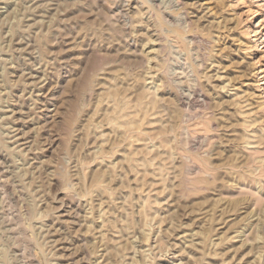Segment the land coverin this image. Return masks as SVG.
Instances as JSON below:
<instances>
[{"label": "rangeland", "instance_id": "374dc122", "mask_svg": "<svg viewBox=\"0 0 264 264\" xmlns=\"http://www.w3.org/2000/svg\"><path fill=\"white\" fill-rule=\"evenodd\" d=\"M32 2L0 0V264H264V0Z\"/></svg>", "mask_w": 264, "mask_h": 264}, {"label": "bare ground", "instance_id": "6f19581e", "mask_svg": "<svg viewBox=\"0 0 264 264\" xmlns=\"http://www.w3.org/2000/svg\"><path fill=\"white\" fill-rule=\"evenodd\" d=\"M40 1H41V0H33L32 3L34 4L33 6H35V7L33 8V10H39V9H40V8H39L40 5H41V4L39 3ZM38 3H39V4H38ZM31 5H32V4H31ZM33 10H32V11H33ZM33 12H36V11H33ZM34 14H35V13H34ZM34 14H33V15H34ZM31 19H32V17H31Z\"/></svg>", "mask_w": 264, "mask_h": 264}]
</instances>
